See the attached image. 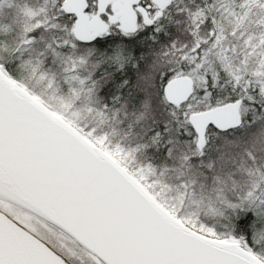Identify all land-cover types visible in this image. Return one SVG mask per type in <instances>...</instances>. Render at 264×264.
<instances>
[{
    "label": "snow or ice",
    "instance_id": "1",
    "mask_svg": "<svg viewBox=\"0 0 264 264\" xmlns=\"http://www.w3.org/2000/svg\"><path fill=\"white\" fill-rule=\"evenodd\" d=\"M0 264H264V0H0Z\"/></svg>",
    "mask_w": 264,
    "mask_h": 264
}]
</instances>
